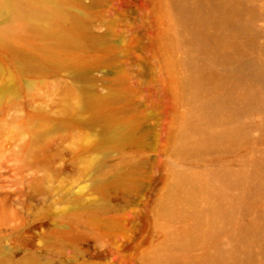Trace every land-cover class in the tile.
Returning <instances> with one entry per match:
<instances>
[{"label": "rangeland", "instance_id": "obj_1", "mask_svg": "<svg viewBox=\"0 0 264 264\" xmlns=\"http://www.w3.org/2000/svg\"><path fill=\"white\" fill-rule=\"evenodd\" d=\"M16 1L0 5V264H154L165 251L215 264L253 225L245 264H264V0H49L38 21L28 8L45 0ZM189 56L206 74L262 68L220 88L236 90V119L193 116ZM228 126L243 133L200 146ZM179 174L223 183L231 220L165 217ZM238 174L246 185L225 181ZM181 231L207 235L181 246Z\"/></svg>", "mask_w": 264, "mask_h": 264}, {"label": "bare ground", "instance_id": "obj_2", "mask_svg": "<svg viewBox=\"0 0 264 264\" xmlns=\"http://www.w3.org/2000/svg\"><path fill=\"white\" fill-rule=\"evenodd\" d=\"M49 3V0H45L41 7H29L30 17L37 19L43 13L50 12L53 5H49ZM19 4L16 0H0L1 6L12 11L17 10ZM230 11L232 12L231 9L222 10L221 18H230ZM6 30L0 28V35H3ZM194 41L196 49L210 51V41L204 34L197 32ZM225 43L223 39H220L222 54L226 50ZM261 76L262 68L252 61L242 62L237 69L226 71L222 75L214 71H209L206 74L201 65L197 64L192 56H189L184 82L189 86L190 93L196 100L192 108L193 116L199 121L208 123L236 119L237 111L233 106L237 95L236 90L231 86L226 87L225 91H220V88H225L231 81L243 83ZM244 97L250 99L252 93L245 91ZM242 133V128L236 129L228 126L223 130L208 133L199 144L204 147L223 145L235 140ZM225 181L238 182L242 185L247 183L246 176L243 174L234 175ZM222 185L223 183L204 181L195 174H179L162 202V212L168 219L193 215L197 220L205 221L210 228L228 222L232 217L230 201L225 195ZM245 190L251 191L247 187ZM203 202L204 205H202ZM249 230V233L237 232L241 252L238 254L232 250L219 252L215 264H245L251 258L252 245L255 242L258 229L253 225ZM206 235V232L202 231H181L177 234L176 241L181 246H187L205 239ZM162 259L170 260L171 264H176L174 260H171L172 256L169 251L158 253L154 257V264H159Z\"/></svg>", "mask_w": 264, "mask_h": 264}]
</instances>
